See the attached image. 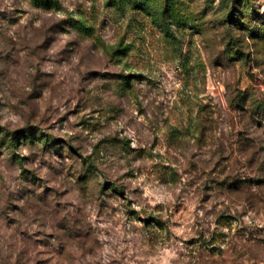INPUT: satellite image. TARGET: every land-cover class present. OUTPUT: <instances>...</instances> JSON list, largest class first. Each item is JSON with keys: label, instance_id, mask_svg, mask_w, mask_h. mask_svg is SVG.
I'll return each mask as SVG.
<instances>
[{"label": "rangeland", "instance_id": "374dc122", "mask_svg": "<svg viewBox=\"0 0 264 264\" xmlns=\"http://www.w3.org/2000/svg\"><path fill=\"white\" fill-rule=\"evenodd\" d=\"M123 1L0 0V264H264V0Z\"/></svg>", "mask_w": 264, "mask_h": 264}, {"label": "trees", "instance_id": "16d2710c", "mask_svg": "<svg viewBox=\"0 0 264 264\" xmlns=\"http://www.w3.org/2000/svg\"><path fill=\"white\" fill-rule=\"evenodd\" d=\"M114 1V0H113ZM123 1V0H122ZM153 0H134V2L136 3L135 7L137 8L139 6V4L141 5V3L143 2L145 4V6H151V2ZM124 2V1H123ZM121 2V3H123ZM176 3L177 0H165V5L164 6H159V11L162 14L163 20L166 19H170L171 21H173V23H177L179 26L181 25V15L179 14L178 10L176 9ZM244 14L246 12H243ZM243 14V15H244ZM229 19L230 22L232 21V23L235 26H245L247 25L246 22V18H240L238 20L236 15H229ZM73 28L75 29H80L82 32H87L89 31V29L91 30V28H89L88 26L84 25L83 22H73ZM264 35V34H263ZM127 49H121L119 51H126ZM125 85L130 86L131 85V81H129V78L125 79ZM261 111H263V109H261ZM3 144L4 145H16L19 142H24V141H29L30 143H34L36 141L38 142H43L46 145H51L50 142H48V136L41 134L42 136H38V134H34L32 133L30 130H26V131H22V132H15V133H11L10 131L4 132L3 134ZM110 190L112 191H118V186L116 184H113L112 187L110 188ZM155 222H158L157 220ZM159 223V222H158Z\"/></svg>", "mask_w": 264, "mask_h": 264}]
</instances>
